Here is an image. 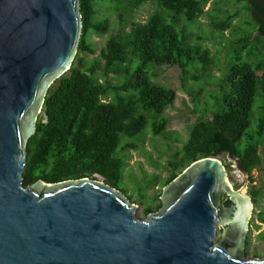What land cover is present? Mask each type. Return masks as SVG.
<instances>
[{"label":"water","instance_id":"obj_1","mask_svg":"<svg viewBox=\"0 0 264 264\" xmlns=\"http://www.w3.org/2000/svg\"><path fill=\"white\" fill-rule=\"evenodd\" d=\"M81 10V0H0V264H264L246 258L248 184L234 189L215 158L164 187L145 222L100 181L24 186L48 92L79 52Z\"/></svg>","mask_w":264,"mask_h":264},{"label":"trees","instance_id":"obj_2","mask_svg":"<svg viewBox=\"0 0 264 264\" xmlns=\"http://www.w3.org/2000/svg\"><path fill=\"white\" fill-rule=\"evenodd\" d=\"M209 1L114 0L121 31L109 38L99 58L88 62L86 56L97 54L92 34L105 35L110 32L111 23L109 19L96 21L98 0H81L83 35L79 52L71 70L48 92L37 133L28 144L25 187L39 180L55 184L89 178L123 194L127 192L122 186L124 154L138 150V142L147 130L154 137L166 133L169 121L164 114L176 100L174 90L152 81V68L179 66L185 86L192 69L200 67L205 71L211 64L209 51L192 43L188 28L204 15ZM244 1L250 4L248 11L255 19V23L248 22L257 31L252 46L264 49V1L262 4L257 0ZM148 3L156 4V10L145 23L127 20L132 16L130 13ZM235 17L236 14L228 15L212 26L223 33ZM251 36L250 32L243 33L237 42L238 53H253V47L247 45ZM191 95L197 107L200 92ZM215 102L217 108L211 117L201 115L190 127L188 140L169 164L170 172L163 180V188L204 158L235 159L248 175L261 167L264 62L250 64L236 57L221 79ZM159 179L162 178L153 176V187ZM248 195L254 206L263 198L262 190L255 186L249 187ZM160 197L153 196L145 218L162 208ZM263 214L258 218L260 222H264ZM261 236L264 238V232Z\"/></svg>","mask_w":264,"mask_h":264},{"label":"rangeland","instance_id":"obj_3","mask_svg":"<svg viewBox=\"0 0 264 264\" xmlns=\"http://www.w3.org/2000/svg\"><path fill=\"white\" fill-rule=\"evenodd\" d=\"M115 6L114 0H98L96 21L109 19L111 30L103 36L92 34L91 41L97 54L86 56L88 62L99 58L109 38L117 36L121 31L120 15L115 11ZM249 7L250 4L244 0H210L204 8V15L197 23L188 26L192 34V43L209 51L211 64L205 71L200 67L192 69L185 86L183 71L179 66L165 65L152 68L150 73L152 81L156 85L174 90L176 100L164 114L169 121L166 133L163 136L154 137L151 131L147 130L138 142V150H130L124 154L126 167L122 186L127 190L124 195L138 207L136 217L139 221H147L146 209L151 205L153 196L162 195L163 180L170 172L169 164L174 156L181 152L183 144L188 140L190 127L201 115L210 118L212 111L217 108L215 99L219 97V85L228 66L236 57L250 64L264 62V49L252 46L257 31L248 24V22L255 23L253 15L248 11ZM155 10L156 4L148 3L135 13H130L132 16H128L127 20L145 23ZM233 14H236V17L231 21L228 30L220 33L213 28V22L223 21L228 15ZM249 32L252 36L247 45L253 47V53L249 54V51L238 53L240 47L238 40L243 37V33ZM199 92L197 107H195L191 93ZM260 104L261 102H258L257 106ZM258 114L259 111L256 109L255 115ZM218 160L229 169L228 177L234 189H240L248 184L247 192L250 186L262 190L263 198L257 206H254L247 235L248 244L246 243L247 259L262 258L264 257V238L261 235L264 232V222H260L258 218L262 212L264 213V158L261 167L253 170L248 176H244L238 170L231 158L222 156ZM153 176L162 178L156 180L155 187H153ZM262 218L264 219V214Z\"/></svg>","mask_w":264,"mask_h":264},{"label":"flooded vegetation","instance_id":"obj_4","mask_svg":"<svg viewBox=\"0 0 264 264\" xmlns=\"http://www.w3.org/2000/svg\"><path fill=\"white\" fill-rule=\"evenodd\" d=\"M257 1L260 2V3L262 4L264 0H257ZM225 199H226V197L223 199V203H224V202H227V201H225Z\"/></svg>","mask_w":264,"mask_h":264}]
</instances>
